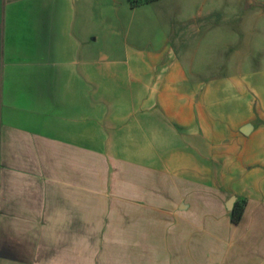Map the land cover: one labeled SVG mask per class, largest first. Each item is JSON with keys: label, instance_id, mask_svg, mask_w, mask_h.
<instances>
[{"label": "crops", "instance_id": "obj_1", "mask_svg": "<svg viewBox=\"0 0 264 264\" xmlns=\"http://www.w3.org/2000/svg\"><path fill=\"white\" fill-rule=\"evenodd\" d=\"M170 1L0 0V264H264V62Z\"/></svg>", "mask_w": 264, "mask_h": 264}, {"label": "rangeland", "instance_id": "obj_2", "mask_svg": "<svg viewBox=\"0 0 264 264\" xmlns=\"http://www.w3.org/2000/svg\"><path fill=\"white\" fill-rule=\"evenodd\" d=\"M241 5V7L239 6ZM170 6L175 7L174 10L189 7L190 12L195 9L201 8L203 11L207 10L209 7H220L222 10H227L226 12H222L219 19H221L222 26L232 27L236 30V32H244L241 39L247 37L248 40L252 41L253 49H250V46H245L242 44L238 45V49L242 51V53L248 54L251 57V62H264V54L262 48H264V13L259 14L254 11L257 10V7L260 8L262 6L261 2H257V0H171L169 3ZM234 6H237L238 12L233 14L229 13V10ZM240 7V8H239ZM196 11V10H195ZM155 12L149 11L145 14H141V17H152ZM176 13V12H175ZM151 31V34L154 33L155 37H159L161 34V29H142L141 39L147 37ZM137 34V30L134 32ZM138 35V34H137ZM232 36L229 33V29L226 27L222 29V42L225 40H232ZM225 38V39H223ZM223 45V44H222ZM252 48V47H251ZM256 48V49H255ZM234 46L233 44L225 45L222 49L221 56L224 59L229 58L233 54ZM222 73H225L222 70ZM250 93L256 100L257 97L252 90Z\"/></svg>", "mask_w": 264, "mask_h": 264}, {"label": "trees", "instance_id": "obj_3", "mask_svg": "<svg viewBox=\"0 0 264 264\" xmlns=\"http://www.w3.org/2000/svg\"><path fill=\"white\" fill-rule=\"evenodd\" d=\"M151 0H129L131 6H135L138 5L140 3H145ZM244 201V200H243ZM242 206H237V204L235 205V207L233 208V210L231 211V220L233 222H237L240 219L241 213H242Z\"/></svg>", "mask_w": 264, "mask_h": 264}, {"label": "water", "instance_id": "obj_4", "mask_svg": "<svg viewBox=\"0 0 264 264\" xmlns=\"http://www.w3.org/2000/svg\"><path fill=\"white\" fill-rule=\"evenodd\" d=\"M245 128H248V125H246L245 126ZM243 132H246V130H244L243 129ZM235 196H231L228 200H227V202H226V208L228 209V210H232V207H233V204H234V201H235Z\"/></svg>", "mask_w": 264, "mask_h": 264}]
</instances>
